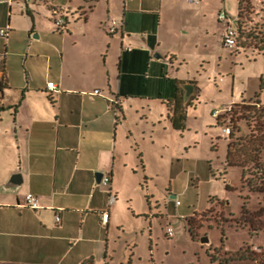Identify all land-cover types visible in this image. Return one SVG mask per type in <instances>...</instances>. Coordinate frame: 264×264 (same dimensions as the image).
Wrapping results in <instances>:
<instances>
[{"label":"crops","instance_id":"crops-1","mask_svg":"<svg viewBox=\"0 0 264 264\" xmlns=\"http://www.w3.org/2000/svg\"><path fill=\"white\" fill-rule=\"evenodd\" d=\"M219 3L0 0V31L8 32L0 35L8 84L0 98L8 108L0 111V264H111L118 203L109 206V197L120 195L123 168L135 166L136 153L144 156L135 144L146 138L135 131L132 111L137 117L159 103L161 120L151 122L152 131L143 115L144 135L157 126L174 128L168 103L177 95L183 92L184 103L190 102L186 110L199 101L198 78L211 67L216 74L213 62L226 57L219 38L228 20H220ZM55 12L67 20L62 29L55 27ZM112 20L115 33L108 31ZM14 33L23 35V51L15 49ZM259 100L263 104L260 94ZM98 173L110 175L111 184ZM28 194L37 197L39 209L25 206ZM259 238L264 242L262 235L248 241ZM126 264H133L132 256Z\"/></svg>","mask_w":264,"mask_h":264},{"label":"rangeland","instance_id":"rangeland-1","mask_svg":"<svg viewBox=\"0 0 264 264\" xmlns=\"http://www.w3.org/2000/svg\"><path fill=\"white\" fill-rule=\"evenodd\" d=\"M219 2L221 13L229 15L227 22L238 26V0ZM244 6L247 8L240 21L238 46L225 47L220 36L219 52L225 47L226 59L213 62L216 74L211 67L209 74L198 78L202 93L199 101L188 108L183 131L169 124L168 129L157 126L155 132H149L151 122L161 120L159 103L151 112H144L149 115V128L145 126L144 113L136 117L132 111L135 131L146 138L135 144L144 149V162L141 163L140 153H136L135 166L123 168L114 227L110 230L111 264H126L130 256L133 264H221L212 261L209 252L217 249V258H224V248L237 250L244 241L239 250L247 259L229 264H264V242L259 238L251 243L249 232L236 230L243 226L237 222H245L252 236L264 238V176L251 170L243 179L240 167L228 168L225 175L223 164L229 139L220 135L222 128L230 124L231 114L239 112L244 101L252 104L256 101L255 93L260 94L264 105V54L256 56L264 47V0H250ZM227 22L219 23L220 27L224 28ZM14 36L15 49L23 51L26 48L23 35L14 33ZM5 44L6 39L0 36L1 53ZM3 75L0 66V98ZM231 101L235 103L229 105ZM223 108L226 109L216 117L215 111ZM217 119L223 123L221 126ZM239 124L242 131L237 135L249 134L254 126V122L250 126L246 120ZM145 128L149 133L143 135ZM250 184L262 192H250ZM245 203L255 209H248L249 214L243 216ZM191 220L194 234L190 231ZM168 227L174 230L172 237L167 234ZM203 238L209 242H202Z\"/></svg>","mask_w":264,"mask_h":264},{"label":"trees","instance_id":"trees-1","mask_svg":"<svg viewBox=\"0 0 264 264\" xmlns=\"http://www.w3.org/2000/svg\"><path fill=\"white\" fill-rule=\"evenodd\" d=\"M249 4L250 0H240L239 1V14H238V31L242 29V22L241 19L243 17L244 10L247 8V6H244L245 4ZM55 24V22H54ZM56 29H60L56 26ZM264 35V34H263ZM262 42L264 44V36L262 37ZM238 46V42H237ZM260 55L264 53V47L260 49ZM264 85V84H263ZM8 84L7 82H3V85L1 86V89L4 90V88H7ZM264 87V86H263ZM262 87V88H263ZM51 95V94H50ZM52 96V95H51ZM190 102L184 103V95L183 92L181 95H177L175 99L170 101L169 109H170V118L172 121V124L175 129L183 131L186 127V121H187V106ZM255 103V104H254ZM252 103L243 102L241 104V110L239 112L233 113L230 116V134L228 135V148H227V155L225 158L226 168L224 173H227L228 168L232 167H240L243 170V179L246 177L247 173L251 170H254V172L261 173L264 176V164H261V157L262 153L264 151V105L261 104L259 100V94L256 95V101ZM259 105V106H258ZM10 108V107H9ZM15 110L18 109V105L14 106ZM8 109L5 106L0 107V111ZM228 114H230L228 112ZM227 114V115H228ZM226 115V114H225ZM224 115V116H225ZM242 120H246L250 126H252V123L254 122V126H252L251 132L247 135H237V133H241L242 128L240 126V122ZM217 123L219 126H221L223 123L220 119H217ZM226 188L230 190V185L227 184ZM262 192V189L257 190L250 184V192ZM248 205L245 203L243 206V216L246 214H249L248 212ZM191 227L190 231L192 234H194L193 229V222L191 220ZM218 225H220L219 222H217ZM240 228H237L236 230L244 231L248 228V225L245 222H237ZM247 227V228H246ZM225 233V231H223ZM225 235V234H224ZM249 236L252 237L251 232L249 231ZM215 249L214 253L209 252V256L212 261L216 262L219 261L221 264H228L231 262L236 261H244L246 260V256L244 253L241 252V250L233 252H225L224 258H217Z\"/></svg>","mask_w":264,"mask_h":264},{"label":"built area","instance_id":"built-area-1","mask_svg":"<svg viewBox=\"0 0 264 264\" xmlns=\"http://www.w3.org/2000/svg\"><path fill=\"white\" fill-rule=\"evenodd\" d=\"M55 18H54V22L56 24L57 27H59L60 29H62L63 27H65L66 23H67V20L63 17V16H59L58 15V12H55ZM220 20L221 21H226L228 20L227 19V15L226 14H223L221 13L220 14ZM234 23H229L228 22V26L223 34V43H224V46L225 47H228V48H234L237 46V42H238V37H239V31H238V26L234 27L233 26ZM117 25H118V22L116 20H112L110 25L108 26V31L110 33H115L116 30H117ZM0 35L3 36V37H6L8 35V32L6 29H2L0 31ZM47 88L50 90V91H55L56 90V87L53 83H48L47 84ZM96 94H99V90H96L95 91ZM219 115H220V112L218 111H215V116L219 118ZM230 131H231V128L230 126H224L222 128V136H228L230 134ZM101 182L104 184V185H110L111 184V176L110 175H103L102 178H101ZM117 197L115 194H111L110 197H109V206L113 205L116 201ZM176 204H180L179 201L176 202ZM25 206L27 207H30L32 209H39L40 208V205H39V200L37 199V197H35L33 194H28L26 196V204ZM57 219H59V216H57ZM108 219H109V211H105L103 212L102 214V222L104 224H107L108 222ZM167 234L169 237H172L174 235V230L172 227H168L167 228ZM256 249H261L260 247L258 246H255Z\"/></svg>","mask_w":264,"mask_h":264},{"label":"water","instance_id":"water-1","mask_svg":"<svg viewBox=\"0 0 264 264\" xmlns=\"http://www.w3.org/2000/svg\"><path fill=\"white\" fill-rule=\"evenodd\" d=\"M158 57H159V56H158ZM185 90H186V93H187L188 96L191 95V93H192V91H193V87H192V85H190V84L186 85V86H185ZM102 175H103L102 173H98L99 178H101ZM13 179H14L15 181H17V182H21V179H22L21 174H15V175L13 176ZM172 198H176V196H172ZM202 242H209V239H207V238H203V239H202Z\"/></svg>","mask_w":264,"mask_h":264}]
</instances>
